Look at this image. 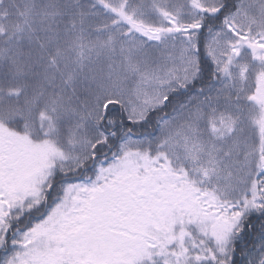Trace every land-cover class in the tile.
Listing matches in <instances>:
<instances>
[{
    "label": "snow or ice",
    "instance_id": "1",
    "mask_svg": "<svg viewBox=\"0 0 264 264\" xmlns=\"http://www.w3.org/2000/svg\"><path fill=\"white\" fill-rule=\"evenodd\" d=\"M0 264H264V0H0Z\"/></svg>",
    "mask_w": 264,
    "mask_h": 264
}]
</instances>
